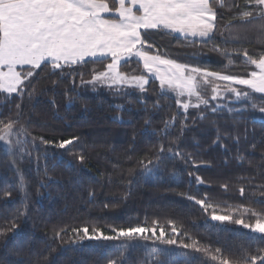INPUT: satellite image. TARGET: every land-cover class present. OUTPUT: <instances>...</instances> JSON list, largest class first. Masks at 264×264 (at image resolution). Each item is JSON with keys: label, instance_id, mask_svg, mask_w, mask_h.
<instances>
[{"label": "trees", "instance_id": "16d2710c", "mask_svg": "<svg viewBox=\"0 0 264 264\" xmlns=\"http://www.w3.org/2000/svg\"><path fill=\"white\" fill-rule=\"evenodd\" d=\"M250 8L247 0H225V7L216 8L219 30H214L215 39L208 43L179 39L161 29L149 30L147 40L154 45L151 51L159 50L191 67L244 76L252 66L243 63V50L253 56L264 52V36L258 30L264 21L243 25L248 31L237 33L242 25L239 13ZM237 35L238 41L233 42ZM225 40L229 42L223 43ZM234 48L240 52H233ZM225 49L234 61L228 67L221 54ZM131 64L122 68L125 74H144L128 68ZM74 67L86 82L94 71H104L105 62ZM80 74H42L45 78L34 80L36 91L31 99L27 95L31 89L23 99L0 94V120L5 124L18 121L9 138L12 145L0 142V232L5 233L0 235V264H108L120 258L117 249L125 238L80 240L71 230L83 227L89 228L90 235L99 234L93 228L103 235H115L112 228L141 225L155 227L157 235L163 230L165 239L177 240L167 245L145 233L149 239L133 242L136 247L127 251L125 264H151L154 248L166 250L163 259L167 264H217L203 253L181 247L193 240L210 245L213 251L221 248L232 260H242L245 250L248 255L264 254L257 251L264 248L260 234L233 222H254L241 205L264 210V203H256L264 201L262 96L252 94L237 101L222 85L220 92L226 100L220 95L213 101L209 87L210 107H189L185 112L172 97L161 98L155 81H149L141 93L136 88L81 83ZM54 80L58 81L55 85ZM192 103H196L195 97ZM212 105L218 106L215 113ZM202 115L206 118L201 119ZM173 117L174 126L165 136L160 129ZM145 121H150L147 128ZM21 126L25 132L19 131ZM70 138L78 139L65 149L57 147L60 140ZM174 141L191 157L187 163L178 157L167 159V146ZM160 144L165 145L163 162L155 155ZM81 155L83 162L78 158ZM141 159L145 164L152 159L158 167L149 165L152 171L147 174L138 163ZM196 175L203 184L195 182ZM240 188L245 190L243 196ZM186 194L206 195L217 205V215L231 219L212 220L211 210L202 211ZM169 221L179 235L172 233ZM13 222L17 229L7 231ZM61 229L67 234L57 238Z\"/></svg>", "mask_w": 264, "mask_h": 264}, {"label": "snow or ice", "instance_id": "6c2138e0", "mask_svg": "<svg viewBox=\"0 0 264 264\" xmlns=\"http://www.w3.org/2000/svg\"><path fill=\"white\" fill-rule=\"evenodd\" d=\"M251 6L250 10L239 13L242 21L241 27L237 28V33L248 29L243 25H254L256 21H264V0H247ZM225 7V0H0V94L11 97L13 94L23 99L26 90L28 98L31 99L36 91L35 83L39 79L56 75L58 77L72 76L80 74L74 66H85L89 63H103L110 58L105 70L93 72L89 81H84L81 75V83L92 84L93 86L107 85H129L146 91L145 85L150 78L159 81L161 98L165 94H174L176 98L187 97V100L176 99L185 112L189 107L205 108L210 107V100L206 97L208 88L211 89V100H216L220 95L221 85L218 81L224 82L225 92L233 94L237 101L241 97L249 98L252 94H261L264 98V52L257 56L250 55L247 50H243V63L252 66L246 75L224 74L212 72L199 67H191L188 64L178 63L174 59L165 57L157 50L153 53L152 43L147 40L149 30L162 29L171 32H179L185 36L199 37L203 43H208L215 39L217 26L216 8ZM228 27V26H226ZM261 36H264V23L258 24ZM231 35V33H230ZM239 35L233 40L237 42ZM225 40L223 43L227 44ZM220 50V49H215ZM233 52H240L234 48ZM221 54L227 59V65H233L234 61L227 49ZM133 58L137 62H142L145 74L138 76H127L119 71L121 63H130ZM39 70V71H38ZM58 81H52L53 85ZM233 85H243L247 90H240ZM130 94V93H127ZM195 97L196 103H192ZM16 108L21 109L17 104ZM264 112V108L260 109ZM211 111H218V106L212 105ZM20 116V111L17 112ZM201 119L206 118L203 115ZM18 121L4 123L0 129V142H5L11 146L9 139L14 134V127ZM175 117L164 122L160 131L167 136L170 127L174 126ZM146 128L150 121H145ZM25 132L23 126L19 129ZM181 134L184 131L181 126ZM156 133L154 132L153 135ZM35 139V137H33ZM44 143L49 141L40 138ZM78 138L60 140L57 147L65 149L73 145ZM219 140L220 137L218 136ZM17 145L20 141L16 142ZM54 143V142H53ZM11 152V147H9ZM23 151V149H21ZM168 160H175L177 157L186 163L190 156L185 155L179 147L173 144L167 146ZM165 145L160 144L156 159L163 162L165 159ZM83 162L84 157H78ZM15 163V161H12ZM138 163L147 174H151L153 160L149 159L147 164L141 159ZM193 167H197L193 163ZM192 176V173H189ZM195 182L203 184L204 181L199 175L194 177ZM227 187L226 185L224 186ZM241 196L244 195V188L239 189ZM92 195V193H90ZM187 199L200 206L201 210L208 212L211 210V219L214 221H225L231 219L228 215H217L216 204L211 202L205 195L197 198L194 195L186 194ZM264 203V201H256ZM244 213H248L254 218L253 223H245L242 219L233 220L236 224H243L252 233H258V239L264 242V210L257 211L254 208L240 206ZM172 233H177V229L172 221ZM156 224V221H153ZM18 225L13 222L7 229L15 232ZM78 239H103L106 241L120 240L125 238V242L120 244L117 251L119 259L110 260L108 264H125L124 257L129 249L136 247L133 243L137 238L147 240L150 233L152 237L167 245L177 243L173 238L165 239V232L160 230L156 234V228L146 226H130L127 228H112L115 235H103L99 229L93 228L90 235L89 228H73ZM61 233L67 234L66 229L56 232V237L61 238ZM0 232V235H4ZM181 247L192 249L197 253H203L210 257L211 261L217 264H264V254L245 255L242 260H232L226 257L221 248L214 251L211 246H201L198 241L193 240L191 244L182 243ZM259 253H264V248H258ZM166 250L154 248L152 250L151 264H167L163 259ZM207 264V262H206Z\"/></svg>", "mask_w": 264, "mask_h": 264}, {"label": "rangeland", "instance_id": "374dc122", "mask_svg": "<svg viewBox=\"0 0 264 264\" xmlns=\"http://www.w3.org/2000/svg\"><path fill=\"white\" fill-rule=\"evenodd\" d=\"M157 30H158V29H157ZM161 31L171 33L173 36H175V37H177V38H179V39H188L189 41L202 42L201 39H200L199 37H192L191 35L185 36V34H182V33H179V32H171V31H169V30H162V29H161ZM104 62H105V66H106V64L110 62V58H109L108 60H105ZM132 62H134V63L131 64ZM129 64H131V65L128 66V68L133 69V70H135V69H136V70H138V69H139V70H142V72L146 75V72H145V70L143 69V64H142V62H137L136 58H133V60H132L130 63H127V64H124V63L122 62L121 65H120V67H119V71H120L121 73L125 74V73L122 71V68H123L124 66L129 65ZM138 65H139L140 67H139ZM104 70H105V69H104ZM136 72H137V71H136ZM125 75H127V74H125ZM127 76H129V75H127ZM129 77H131V76H129ZM149 81H155V82L159 85V81L156 80L154 77H153V78H150ZM217 83H219V84L221 83V86L224 85V82H222V81H218ZM147 85H148V84H146L145 87H146ZM106 86H107V85H106ZM235 86H236V87H241V88H243L244 90H247L246 87L243 86V85H233V87H235ZM112 87H130V88H136V87H134V86H129V85H113ZM136 89H138V88H136ZM159 89H160V85H159ZM160 91H161V90H160ZM220 91H222V90L220 89ZM247 91H250V90H247ZM230 94H231V93H230ZM165 95L172 97L175 101H176V99H180V100H186V99H187V97H179V98H176V97L174 96V94H171V93H169V94H165ZM256 95H260V96H261V94H256ZM231 96L234 97V99H236V97H235L233 94H231ZM219 98H220L221 100H226V99L223 98V95H221Z\"/></svg>", "mask_w": 264, "mask_h": 264}]
</instances>
